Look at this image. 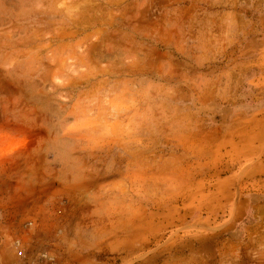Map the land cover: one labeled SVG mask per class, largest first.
<instances>
[{"label": "rangeland", "instance_id": "1", "mask_svg": "<svg viewBox=\"0 0 264 264\" xmlns=\"http://www.w3.org/2000/svg\"><path fill=\"white\" fill-rule=\"evenodd\" d=\"M0 237L264 264V0H0Z\"/></svg>", "mask_w": 264, "mask_h": 264}, {"label": "built area", "instance_id": "2", "mask_svg": "<svg viewBox=\"0 0 264 264\" xmlns=\"http://www.w3.org/2000/svg\"><path fill=\"white\" fill-rule=\"evenodd\" d=\"M4 239H2V237H0V244L4 243L3 241ZM9 247H11L16 255V257L23 259L25 257V253H24V248H23V244L20 241V239L15 238L12 239L9 243H8ZM44 255V254H43Z\"/></svg>", "mask_w": 264, "mask_h": 264}]
</instances>
